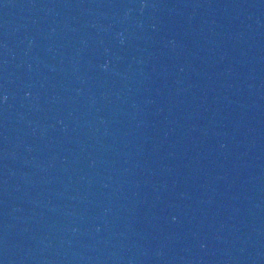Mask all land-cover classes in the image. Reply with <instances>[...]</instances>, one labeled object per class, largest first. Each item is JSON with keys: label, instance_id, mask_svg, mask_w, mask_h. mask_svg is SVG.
<instances>
[{"label": "water", "instance_id": "95a60500", "mask_svg": "<svg viewBox=\"0 0 264 264\" xmlns=\"http://www.w3.org/2000/svg\"><path fill=\"white\" fill-rule=\"evenodd\" d=\"M0 264H264V0H0Z\"/></svg>", "mask_w": 264, "mask_h": 264}]
</instances>
